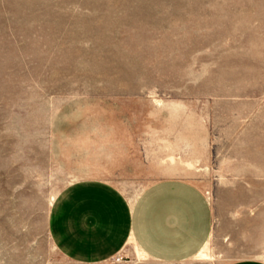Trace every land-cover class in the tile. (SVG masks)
Wrapping results in <instances>:
<instances>
[{
  "label": "rangeland",
  "instance_id": "1",
  "mask_svg": "<svg viewBox=\"0 0 264 264\" xmlns=\"http://www.w3.org/2000/svg\"><path fill=\"white\" fill-rule=\"evenodd\" d=\"M264 0H0V264L264 260ZM184 180L213 211L193 256L128 238L79 260L52 230L63 193L100 182L132 205ZM255 186V187H254Z\"/></svg>",
  "mask_w": 264,
  "mask_h": 264
},
{
  "label": "crops",
  "instance_id": "2",
  "mask_svg": "<svg viewBox=\"0 0 264 264\" xmlns=\"http://www.w3.org/2000/svg\"><path fill=\"white\" fill-rule=\"evenodd\" d=\"M254 173H264L255 166ZM255 187V186H254ZM53 234L64 252L79 260H103L117 254L128 238L149 258L163 263L196 254L211 236L213 211L203 192L184 180H164L147 187L128 205L111 187L82 182L59 200ZM254 242L264 246V212L255 214ZM229 264H264L241 259Z\"/></svg>",
  "mask_w": 264,
  "mask_h": 264
}]
</instances>
